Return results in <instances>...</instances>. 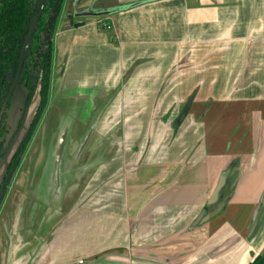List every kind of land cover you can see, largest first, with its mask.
<instances>
[{
    "label": "crops",
    "instance_id": "0c3cea01",
    "mask_svg": "<svg viewBox=\"0 0 264 264\" xmlns=\"http://www.w3.org/2000/svg\"><path fill=\"white\" fill-rule=\"evenodd\" d=\"M64 3L50 100L1 203L0 264L264 256V0ZM27 95L8 157L40 103Z\"/></svg>",
    "mask_w": 264,
    "mask_h": 264
},
{
    "label": "trees",
    "instance_id": "16d2710c",
    "mask_svg": "<svg viewBox=\"0 0 264 264\" xmlns=\"http://www.w3.org/2000/svg\"><path fill=\"white\" fill-rule=\"evenodd\" d=\"M65 0H46L40 21L33 33L28 55L23 63L19 84L28 91L27 105L34 95L38 93L40 103L30 130L7 168L6 177L0 183L1 187L13 174L24 159L23 156L30 146V141L36 134L42 121L45 110L50 100L53 41L56 36L58 21ZM42 0H0V155L1 158L7 153L5 142L9 130L7 128V115L10 103L8 96L11 93L15 80L21 69V56L28 39L36 12ZM10 101V100H9ZM4 159V158H3ZM8 186V185H7ZM6 192V191H5ZM5 195V193H4ZM4 198V196H3ZM0 201V208L2 200ZM250 264H264V256H259Z\"/></svg>",
    "mask_w": 264,
    "mask_h": 264
},
{
    "label": "water",
    "instance_id": "95a60500",
    "mask_svg": "<svg viewBox=\"0 0 264 264\" xmlns=\"http://www.w3.org/2000/svg\"><path fill=\"white\" fill-rule=\"evenodd\" d=\"M45 2H46V0H42L41 5H40V7L38 8V10H37V12H36V16H35V18H34L35 20H34L33 23H32V26H31L30 32H29V34H28V35H29V36H28V39H27L26 44H25V46H24V48H23L24 51H23L22 56H21V59H20V61H21V64H20V66H21L20 73H19V75L17 76V79L15 80L16 82H15L14 87H13L11 93H10V96H9L8 101L12 98V97H11L12 94L14 93V91H15V90L18 88V86H19V78H20V74H21L22 67H23L22 65H23V63H24V61H25V59H26V57H27V55H28V52H29L28 48H29V46H30V44H31L32 37H33V33H34V31H35V29H36V27H37V25H38V23H39V21H40V17H41V15H42L43 9H44V7H45V5H46ZM2 161H3V158H1V155H0V165H1ZM12 177H13V174L10 175V177L5 181V183H4L3 186L1 187L0 201H1V199L3 198L4 193H5V191H6V188H7V185H8L9 182L11 181Z\"/></svg>",
    "mask_w": 264,
    "mask_h": 264
},
{
    "label": "rangeland",
    "instance_id": "374dc122",
    "mask_svg": "<svg viewBox=\"0 0 264 264\" xmlns=\"http://www.w3.org/2000/svg\"><path fill=\"white\" fill-rule=\"evenodd\" d=\"M7 127H8V125H7ZM9 130H10V128H9ZM11 134H12V133L10 132L9 135L7 136V143L5 142V143H6V144H5V148H7V153H5V156L3 157V158H4V161L6 160V157L9 156V155H7V154H10L9 150L12 148V146H11L12 143H11V142H12V139H13V138H11ZM21 144H22V143H21ZM21 144H20V145H21ZM20 145H18V147L15 148L14 152L12 151V152H13V156L15 155V153H16V151L18 150V148L20 147ZM10 146H11V147H10ZM8 152H9V153H8ZM11 154H12V153H11ZM6 155H7V156H6ZM13 156L8 157V158H11V159H10V162H11ZM7 162H8V161H7ZM7 162H6V163H7Z\"/></svg>",
    "mask_w": 264,
    "mask_h": 264
},
{
    "label": "built area",
    "instance_id": "2783aa9c",
    "mask_svg": "<svg viewBox=\"0 0 264 264\" xmlns=\"http://www.w3.org/2000/svg\"><path fill=\"white\" fill-rule=\"evenodd\" d=\"M98 25H99L101 30H110L111 29V26L109 24H106L103 22H99Z\"/></svg>",
    "mask_w": 264,
    "mask_h": 264
},
{
    "label": "flooded vegetation",
    "instance_id": "af4514ba",
    "mask_svg": "<svg viewBox=\"0 0 264 264\" xmlns=\"http://www.w3.org/2000/svg\"><path fill=\"white\" fill-rule=\"evenodd\" d=\"M19 86H20V84H19ZM19 86H18V87H19ZM20 87H23V86H20ZM23 88H24V87H23ZM15 91H16V90H15ZM15 91H14V93H15ZM14 93L12 94V96H11L12 98L10 99V101H8V103H10V106H9L8 111H7V112H8L7 120H8V116H9V110H10V107H11V105H12V101H13V98H14V97H13V96H14ZM9 96H10V94H9ZM9 96H8V97H9ZM8 99H9V98H8ZM7 124H8V123H7ZM7 128H8V130H9V127H7ZM9 133H10V130H9ZM8 135H9V134H8ZM6 143H7V141H6ZM6 175H7V174H6ZM5 177H6V176H5ZM3 181H4V180H3Z\"/></svg>",
    "mask_w": 264,
    "mask_h": 264
}]
</instances>
